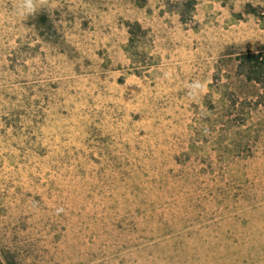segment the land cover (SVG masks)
Segmentation results:
<instances>
[{
    "label": "rangeland",
    "instance_id": "374dc122",
    "mask_svg": "<svg viewBox=\"0 0 264 264\" xmlns=\"http://www.w3.org/2000/svg\"><path fill=\"white\" fill-rule=\"evenodd\" d=\"M183 1L0 0V263L264 264V0Z\"/></svg>",
    "mask_w": 264,
    "mask_h": 264
},
{
    "label": "trees",
    "instance_id": "16d2710c",
    "mask_svg": "<svg viewBox=\"0 0 264 264\" xmlns=\"http://www.w3.org/2000/svg\"><path fill=\"white\" fill-rule=\"evenodd\" d=\"M195 4V0H185L181 4L182 8L191 9ZM254 12V10H253ZM184 22V18L180 17ZM129 28V46L133 43L137 31H141L138 23L128 25ZM236 69L238 74L243 76L246 82L260 85L264 89V49L257 53L240 54L236 58ZM2 264V263H0ZM9 264V263H8Z\"/></svg>",
    "mask_w": 264,
    "mask_h": 264
}]
</instances>
